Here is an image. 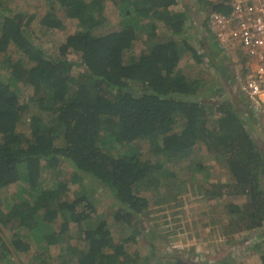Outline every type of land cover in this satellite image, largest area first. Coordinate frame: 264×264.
I'll list each match as a JSON object with an SVG mask.
<instances>
[{
	"label": "trees",
	"instance_id": "trees-1",
	"mask_svg": "<svg viewBox=\"0 0 264 264\" xmlns=\"http://www.w3.org/2000/svg\"><path fill=\"white\" fill-rule=\"evenodd\" d=\"M45 1L44 32L62 28L57 11L77 22L63 43L54 41L55 54L32 36L33 17L25 20L0 2V226L10 230L0 232V264H15V252L30 257L29 264H165L162 258L200 264L179 253L120 252L116 244L129 246L144 235L142 217L164 202L158 195L174 190L182 163L201 151L214 155L231 178L214 183L205 195L238 200L224 206L222 221L215 220L221 236L264 230L263 144L248 132L245 125L255 129L240 117V105L220 96L207 106L199 96L200 80L185 75L186 60L210 64L211 52L223 51L207 23H199L200 52L187 37L195 24L189 11L170 10L179 0ZM207 4L228 11L221 3ZM107 6L119 22L105 33ZM158 23L167 28L166 39L159 38ZM143 35L145 49L134 56L131 49ZM69 52L79 54L80 63H71ZM213 67L218 73L221 65ZM21 88L32 93L24 101ZM48 172L54 180L47 182L42 178ZM85 184L108 193L111 220L124 223L129 235L121 238L85 193L77 194ZM10 186L16 189L7 197ZM155 196L159 201L153 203ZM65 238L82 247L52 254Z\"/></svg>",
	"mask_w": 264,
	"mask_h": 264
},
{
	"label": "rangeland",
	"instance_id": "rangeland-1",
	"mask_svg": "<svg viewBox=\"0 0 264 264\" xmlns=\"http://www.w3.org/2000/svg\"><path fill=\"white\" fill-rule=\"evenodd\" d=\"M207 1L179 0L177 6L172 8L171 11H181L184 6L194 15L196 10L199 8H207V3H212L210 0ZM0 2L4 7L14 11V13H22L25 16V20L28 17H33L30 25L32 36L39 39L37 41L38 43L45 45L48 43L45 49L49 54H55L57 49L55 40L63 43L62 41L68 35L76 31L77 22L65 18L63 12L57 11L56 16L62 20V28L44 32L40 27V19L47 11L45 0H0ZM1 9L2 7L0 6V11ZM105 15L108 17L109 22L102 31L107 33L118 26L119 17L117 11L112 6L106 7ZM157 31L160 39L163 40L168 37V31L163 29L159 24ZM187 35L188 40L195 49H199L200 51L202 46L201 41L204 38L197 21L193 24V28L190 27L189 34ZM181 38L182 36L179 39ZM144 39L145 36L143 35L134 42L133 48L131 49V53L134 56H138L145 49ZM34 41L36 42V40ZM222 48L223 51L219 55H215V51L211 52L209 56L214 62L211 60L210 64L208 60L207 62H201V64H194L192 61L186 60L188 62L185 65H188L190 68L185 75L200 80L201 90L199 91V96L204 98L207 106H212L211 103H217L216 99H221L218 98L220 96L232 98L233 105H240L241 109H243L240 117L245 123L247 121L250 126H253V129H256V131H252L249 129V126L245 125L248 128V132H250L252 137L255 136L258 143L263 144L261 141H264V114H251L249 112L248 106L250 108L251 106L243 94L240 93L235 83V75L241 72L239 67H242L241 63L247 59L244 49L241 48L237 41H232L228 46H222ZM10 53L14 57H21L13 49L10 50ZM241 57L243 58L241 59ZM66 58L71 63H80L79 54L69 52ZM213 63H215L216 69L218 65H221L222 69L218 68L220 73H216L213 67L214 65L209 66ZM225 70H227L226 74ZM217 81H220L221 84H217ZM31 94L30 89L21 88L20 90L23 101L30 97ZM241 102L243 103L242 105L240 104ZM211 110L212 114H210L209 119H214V107ZM20 131L25 132L26 128L21 126ZM256 136H259V139L262 140L260 141ZM198 163L201 164V171L197 170ZM67 169L70 171L69 167L65 166V170ZM178 171V180L180 182L175 186L174 190L172 191L171 189L170 192L163 190L161 195L158 196H163L162 200L164 202L162 204L151 205V208L142 217L144 222V235H137V242L129 246L124 242L116 244L120 252L128 249L129 252L133 250V252L140 253V255L144 256L151 249L157 256L179 253L192 263L214 264V261L217 260V263L224 262L226 264H260V245L257 238H253L250 241L240 238L242 240L239 242L240 246L228 245L225 243L227 240L226 237L221 236L220 225H215V220L220 219L222 221L224 219V206L227 203H238L236 198L222 197L214 201V199H209L205 195V191L211 189L214 183L230 182V174L223 164L216 160L214 155L201 151L193 155L190 160L183 162ZM42 180L47 182L49 180L52 181L54 180V176L51 172H48L43 176ZM15 189V186H10L5 192V195L7 197L11 196ZM82 192L85 193L86 200L88 199L91 202L98 214L103 215L108 220L110 219L109 223L115 226L114 231L118 232L121 238L129 235L127 233L128 231L124 228V223L120 222L118 225H115L112 222L111 217L114 207L112 205L113 200L109 197L108 193L103 192V189L95 184H89L87 186L85 184L84 188H78L77 194L80 195ZM157 201H159V198L155 196L153 203ZM84 204L85 201L82 202L81 206ZM82 227H85L84 224H82ZM55 228L57 229L58 225H55ZM0 232L2 235H7L10 233V230L0 226ZM254 233V237L263 234L262 230L255 231ZM243 234L235 233L230 235V240ZM70 246L82 247V244L79 241L65 238L60 241L59 245L52 248V254L57 253V251L67 254ZM29 258L16 252L11 257L15 264H19L18 261L23 262V264H29ZM161 260L165 264L171 263L168 258H162Z\"/></svg>",
	"mask_w": 264,
	"mask_h": 264
},
{
	"label": "built area",
	"instance_id": "built-area-1",
	"mask_svg": "<svg viewBox=\"0 0 264 264\" xmlns=\"http://www.w3.org/2000/svg\"><path fill=\"white\" fill-rule=\"evenodd\" d=\"M229 14H212V30L221 43L237 41L249 63L238 84L256 109L264 112V0H232Z\"/></svg>",
	"mask_w": 264,
	"mask_h": 264
},
{
	"label": "clouds",
	"instance_id": "clouds-1",
	"mask_svg": "<svg viewBox=\"0 0 264 264\" xmlns=\"http://www.w3.org/2000/svg\"><path fill=\"white\" fill-rule=\"evenodd\" d=\"M204 1H206V2H208L207 0H204ZM210 2H212L213 3V5H216V4H223L226 8L225 9H227L228 11L227 12H217V11H215V10H213V8H211V7H209V6H207V8H204V9H198V10H196L197 11V16L195 17V18H193L194 19V22L195 21H197L198 22V26H199V23H202V22H206L207 23V28L210 30V32L212 33V35L214 36H216V33L212 30V25H211V15L212 14H229L230 12H231V10H232V6H231V4H232V0H210ZM217 6V5H216ZM191 16L193 15V14H191V13H189ZM193 17V16H192ZM197 18L199 19V20H197ZM60 19V18H59ZM61 22H62V20H61ZM159 25H161V23H158ZM194 24V23H193ZM163 29H166L167 30V28L166 27H163V26H161ZM202 26L200 25L199 26V29H201L202 30ZM157 30H158V25H157ZM157 33H158V31H157ZM158 35H159V33H158ZM160 36V35H159ZM204 38V37H203ZM219 40V39H218ZM219 42H220V44H222V46H228V44L230 43V42H232V41H230V42H228V43H221V41L219 40ZM224 48V47H223ZM131 53V52H130ZM244 53H245V56H246V61H244V62H242L241 63V65H242V67H239L240 69H241V72H238L236 75H235V83H236V87L238 88V90L240 91V93H242L243 94V96H244V98L246 99V101L249 103V105L251 106V108L248 106V108H249V112L251 113V114H258V113H262V114H264V112L262 111V110H260V109H256L254 106H253V104L251 103V101H250V99L246 96V94L244 93V91L240 88V86H239V84H238V80H237V76H239L240 74H242L243 72H245L246 70H245V67L247 66L246 64L247 63H249V57H247V55H246V51H245V49H244ZM132 54V53H131ZM133 55V54H132ZM243 57H241V59H242ZM242 61V60H241ZM221 68V67H220ZM219 68V69H220ZM222 69V68H221ZM241 76V75H240ZM254 131H256V129L254 130ZM257 133V132H256ZM258 139H259V136H256ZM254 138H255V136H254ZM256 139V138H255ZM260 141L262 140V139H259ZM258 141V140H257ZM262 148H263V150H264V144H263V146H262ZM261 231V230H260ZM263 231V230H262ZM259 237V236H258ZM254 238H257V237H254ZM258 243H259V245H262L263 244V241H258Z\"/></svg>",
	"mask_w": 264,
	"mask_h": 264
},
{
	"label": "crops",
	"instance_id": "crops-1",
	"mask_svg": "<svg viewBox=\"0 0 264 264\" xmlns=\"http://www.w3.org/2000/svg\"><path fill=\"white\" fill-rule=\"evenodd\" d=\"M188 10L189 11V13H190V10L189 9H186L184 6H183V9L181 10V12L183 11V10ZM170 10H172L171 8H170ZM197 16V11H195L194 12V15H193V18H195ZM197 20H199L198 18H197ZM263 144H264V141L262 140L261 141ZM255 232V231H254ZM254 232H249V233H247V234H243V235H240L239 237H237V238H235V239H233V240H230V236L229 237H226V241H225V243H227L228 245H230V244H233V246H235V245H237V246H240L239 244V242H241L242 240V238H244V239H246V241H250L251 239H253L254 238V236H255V233ZM263 232V234H264V230L262 231ZM263 234H260V236H262V237H258V236H256L257 237V240L258 241H263V244L262 245H260V249H259V260H260V256H261V253L264 251V235ZM241 236H243V237H241ZM241 238V239H240ZM259 238V239H258ZM227 246V245H226ZM261 264V263H260Z\"/></svg>",
	"mask_w": 264,
	"mask_h": 264
}]
</instances>
